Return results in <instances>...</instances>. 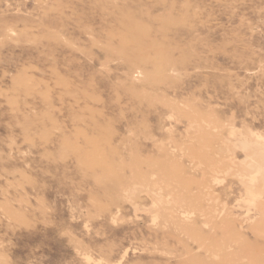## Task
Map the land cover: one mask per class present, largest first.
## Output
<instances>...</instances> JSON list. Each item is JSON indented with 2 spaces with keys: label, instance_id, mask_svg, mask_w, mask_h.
Segmentation results:
<instances>
[{
  "label": "rangeland",
  "instance_id": "rangeland-1",
  "mask_svg": "<svg viewBox=\"0 0 264 264\" xmlns=\"http://www.w3.org/2000/svg\"><path fill=\"white\" fill-rule=\"evenodd\" d=\"M0 264H264V0H0Z\"/></svg>",
  "mask_w": 264,
  "mask_h": 264
},
{
  "label": "bare ground",
  "instance_id": "bare-ground-1",
  "mask_svg": "<svg viewBox=\"0 0 264 264\" xmlns=\"http://www.w3.org/2000/svg\"><path fill=\"white\" fill-rule=\"evenodd\" d=\"M251 188H252V187H251ZM253 188H254V187H253ZM255 192H256V191H255ZM259 193H260V192H259ZM252 196H254V195L252 194ZM250 198H251V197H250ZM252 198H253V197H252ZM252 198H251V199H252ZM251 201H252V200H251ZM253 201H254V200H253Z\"/></svg>",
  "mask_w": 264,
  "mask_h": 264
}]
</instances>
